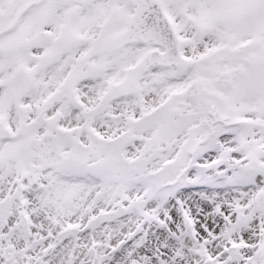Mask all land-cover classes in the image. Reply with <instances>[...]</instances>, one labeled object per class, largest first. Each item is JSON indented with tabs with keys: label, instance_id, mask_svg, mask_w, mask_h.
<instances>
[{
	"label": "snow or ice",
	"instance_id": "obj_1",
	"mask_svg": "<svg viewBox=\"0 0 264 264\" xmlns=\"http://www.w3.org/2000/svg\"><path fill=\"white\" fill-rule=\"evenodd\" d=\"M0 264H264V0H0Z\"/></svg>",
	"mask_w": 264,
	"mask_h": 264
}]
</instances>
